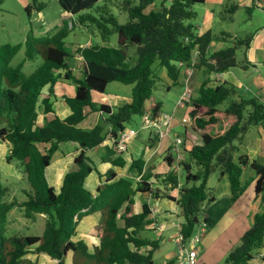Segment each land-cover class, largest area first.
Returning a JSON list of instances; mask_svg holds the SVG:
<instances>
[{"label":"trees","instance_id":"16d2710c","mask_svg":"<svg viewBox=\"0 0 264 264\" xmlns=\"http://www.w3.org/2000/svg\"><path fill=\"white\" fill-rule=\"evenodd\" d=\"M99 1L103 4L94 7ZM156 1H120L119 9L127 14L122 24L108 7L111 0H58L65 12L75 15L71 28L74 23L95 28L102 42L77 47L74 55L69 53L64 40L69 31L66 21L50 34L37 36L29 32L23 42L0 44V140L8 144L6 162L15 163L28 184L22 188L25 198L9 199V188L0 175V264H36L35 260L25 257L29 251L43 252L56 259L55 264H152L160 242L142 232L151 226L150 204L144 200L140 209L133 211L134 194L141 191L154 197L165 195L175 199L174 196L152 186L148 180L150 174H142L140 158L130 164L131 170L141 174L136 184L130 176L114 178L115 172L108 169L104 181L94 192L90 191L85 179L95 166L87 151L110 138L112 142L104 149L101 159L123 166L117 139L133 116L140 117L148 110L147 101L159 79L158 69L165 68L173 82L178 81L179 63L190 65L194 49L197 57L193 68L203 67L204 77L191 97L189 120L183 125L180 147L188 159L180 160L178 165L185 172L184 180H180L176 170H169L163 176L167 188L178 189L176 201L183 216L179 230L181 241H188L201 219L208 226L214 222L212 217L201 216L205 202L214 197L206 185L212 172L227 175L231 203L247 186L242 174L249 165L255 171V193L262 195L264 165L250 160L246 154L237 157L235 154L249 129L264 123V102L258 96H243L231 82L211 77L236 66V48L248 49L253 35L211 51L209 45L213 40L225 41L231 35L213 34L210 30L198 34L194 25L185 22L196 15L191 6L205 0H171L168 5L161 0L159 10L149 9ZM262 2L259 6L256 0H251L246 10L251 12L255 7L264 10ZM44 7V2L30 0L24 9L30 15L32 10L40 11ZM237 7L232 2L224 10L230 15ZM91 9L95 12H89ZM114 33L116 44H110L109 37ZM22 46L24 60L10 65ZM130 47L136 54L134 64H130L128 56ZM38 55L42 63L30 75H24L23 62ZM60 78L74 85V95L63 97L70 109L65 118L55 114L50 99ZM112 81L132 85L130 102L113 107L92 100V90L104 92ZM46 86L47 96L40 99ZM234 94L237 98H231L225 108L218 107ZM40 104L45 117L41 123L38 122ZM160 109L161 102L157 100L149 108L153 116L160 114ZM94 111H100L103 117L89 129L79 126ZM155 136V140L159 139ZM64 145H73L78 153L56 189L49 183L46 169L56 152L65 151ZM164 159L170 165L173 156L166 154ZM192 163L200 167L199 172L191 171ZM190 180H200V183L188 185ZM13 207H18L26 217L42 213V231L11 230L7 223L8 212ZM95 211L100 212V218L91 233L97 241L90 248L84 239H74L73 235L79 219ZM261 247H264V210L252 214L250 226L227 252L224 261L248 264Z\"/></svg>","mask_w":264,"mask_h":264},{"label":"crops","instance_id":"0c3cea01","mask_svg":"<svg viewBox=\"0 0 264 264\" xmlns=\"http://www.w3.org/2000/svg\"><path fill=\"white\" fill-rule=\"evenodd\" d=\"M251 2V0H247ZM30 3V0H0V44L3 43H13V40L6 41L4 36H12L16 35L18 39L17 42H23L29 32L37 35L35 30L33 31V20L34 16L40 15L42 16L43 22L39 24V27L45 26L47 24L44 16L42 15L43 10L36 11L32 10L30 15H28L25 11V6ZM204 4L208 3V0L203 2ZM67 13V12H66ZM69 15H72L68 13ZM212 20V15L207 13V19L204 20V25L199 27L198 26V34H201L207 30L208 23ZM64 21H59V25L64 23ZM62 25V24H61ZM57 26V25H56ZM9 28V29H8ZM10 29L14 30V33H5L6 31H10ZM40 28H38V31ZM39 36V35H37ZM13 39V38H9ZM256 40L252 39L250 46L248 47L247 57L248 61L253 65L264 64V45L263 42L259 47V53L254 56H250L251 53V46L254 45ZM86 43V46L91 44ZM212 42L209 45V49H211ZM255 46V45H254ZM80 47V46H78ZM77 48V47H76ZM75 48V50H76ZM214 50V49H213ZM189 65H182L180 67V73L178 76V82L180 84L188 85L191 88L192 95L197 92L200 83L203 79V71L204 68H192L191 74L188 75L186 73L187 67ZM76 65L73 66V70L75 71ZM190 68V66H189ZM165 70V68H163ZM163 72H166L163 71ZM228 75V80L231 81L233 84H242L240 82L239 77L232 71L227 70L222 73L212 74L211 77L214 78L216 81H222L223 76ZM226 80V79H225ZM226 80V81H228ZM105 91V90H104ZM48 90L47 86L44 87L43 93L40 99L43 96H47ZM98 93L102 96L101 103H106L111 106L113 105H121L126 102H123L117 97H110L106 93L100 91H91L92 100H94V95ZM260 92H258L259 94ZM181 92L179 93V95ZM74 95V85L65 79L60 78L54 85V93L50 96L52 100L53 109L55 114L59 118H65L69 113L70 109L67 104L64 102V96H73ZM99 102V103H100ZM156 100L152 99V102L149 105H153ZM41 105V104H40ZM176 106V104H175ZM179 109H184L185 107L176 106ZM189 108L188 111L191 109V104H187L186 106ZM172 128L177 125L181 124V119L186 117L185 115H181L180 118L176 115V111L173 110L172 114ZM102 113L100 111L89 112L87 116L79 123L84 129H89L94 126L96 122L100 118H102ZM44 113L42 112V105L39 108V115H38V122L41 123L44 120ZM183 126V124H182ZM259 128L256 131L255 139L252 143H249L250 146H245V140H243L244 150H238L235 154V157L239 156L240 154H246L250 160H255L258 163L264 165V123L258 126ZM154 132L145 131L144 134L139 135L137 139H134L127 143L126 151L121 153V156L124 159V165H112L108 161L101 160L102 154L105 152V148L111 144L109 139H105L99 146L90 149L91 153H95V159L92 158L93 163L94 160L98 161V165H95V170H93L90 174L86 176L85 179V186L90 191L94 192L96 187L102 183L105 179V173L108 169H112L115 172V177L125 175L130 176L136 184L137 177L141 174H137L136 171L130 169V164L134 159L140 158L143 162V171L142 174H150L148 176V180L151 182L153 187H159L169 192L175 199L169 198L165 195L161 197H154L150 193L137 191L134 194V202L132 204L133 211H138L140 209V204L142 201L146 200L150 204V218L152 220L150 229L154 230L158 234L156 235L159 239L162 235L165 234L167 236V241L170 243H174L177 246L178 252H175L174 249L167 248L164 253L162 254V261L165 260L167 263L162 262L163 264H186L185 256L187 254L186 246L184 249H181V246L185 245L182 241L179 242V230L183 219L179 220L178 217L182 216L180 213V207L176 201L177 197V187L167 188L165 181L163 180V176L169 170L175 171V169H179L178 165L176 164L173 167V163L175 162V156H173V161L170 165L167 164L166 160L164 159L166 154H173V139L166 135L165 137L159 138L157 140ZM240 146V145H239ZM7 146L5 145V149ZM65 151L59 152V155H62V158L56 161V165L54 167L55 171L53 174L49 176V170L46 169V176L48 181L59 188L61 184L63 174L67 172L72 166V160L75 155H77L78 150L73 148V145L70 147L64 145ZM179 152L182 153L183 159L187 160L188 155L184 152L180 145L178 146ZM89 151L87 154L89 155ZM5 157V156H4ZM50 167V166H49ZM49 167H47L49 169ZM178 167V168H177ZM178 172V170H177ZM62 173V174H61ZM56 174V175H55ZM101 174V175H99ZM155 174H162L156 176ZM254 176L255 171L249 166L246 165L243 170V179L246 177L251 180L248 185L246 186L243 193L233 202L230 203L229 199V180L226 174L219 175L216 185L214 187L213 199L205 204L204 209L210 208L212 214H210L207 210H205L204 215L208 217L214 218V222L211 226L206 227V230L200 236V239L197 243H195L197 248V256L196 261L194 264H219L221 261L224 260L225 255L227 252L239 242V239L242 233L250 226L251 216L255 212L253 210V202L252 200L261 195V193H255L254 189ZM59 179H58V178ZM135 178V179H133ZM141 178V177H140ZM56 184V185H55ZM210 190V189H209ZM252 202V204H251ZM251 205V206H250ZM99 212V211H98ZM92 215H86L87 222L84 227H90L93 223L97 222L100 218L96 211L91 213ZM83 221V219H82ZM83 227V228H84ZM84 228V229H85ZM93 229V228H92ZM83 230V229H81ZM89 233L83 232L81 236L77 238H82L87 242ZM90 239L93 235L89 234ZM76 238V239H77ZM94 240V238H92ZM96 242V241H95ZM161 243H159V246ZM190 244V243H189ZM172 245V244H171ZM93 243L91 244V247ZM158 246V248H159ZM191 246V244L189 245ZM90 247V245H89ZM90 247V248H91ZM157 248V249H158ZM259 254L254 256L252 259L249 260V264H264V247L258 249ZM154 262H152L153 264Z\"/></svg>","mask_w":264,"mask_h":264},{"label":"rangeland","instance_id":"374dc122","mask_svg":"<svg viewBox=\"0 0 264 264\" xmlns=\"http://www.w3.org/2000/svg\"><path fill=\"white\" fill-rule=\"evenodd\" d=\"M40 2L45 3V7L43 8V16L47 22L45 26L39 27V24L43 22L42 16L40 15H35L34 20L32 22L33 24V31L35 30L37 35L42 36V35H47L56 30L59 25V21L66 20V23L69 27L68 34L64 38L66 42V47L69 51L70 54H73L75 52V48L78 46H86V43H97V44H102L100 37L98 35V32L95 28H86L82 27L79 25H76L74 23V27L71 28L70 22L75 19V15H69L66 13L59 5L58 0H38ZM122 0H111V3L108 4V7L110 8L111 12L116 15L118 22L119 23H125L127 14L126 12L122 11L119 9V2ZM161 0H157L154 2L152 5H150L148 8L152 10H159L160 7V2ZM165 5H168L171 0H164ZM236 3L238 4L237 9L229 15V13H226L224 8L225 5L228 3ZM247 0H208L207 4L204 3H195L191 6V9L195 11L196 15L194 18L185 20L186 23H190L194 25L196 28V32L198 33V26L201 27L204 25V20L207 19V13H210L212 15V20L208 23V28L213 34H220L221 32H227L231 35L230 38H227V40L222 41L221 39L213 40L212 46H211V51L217 48H220L222 46H229L231 45V42L235 39L241 38L245 39L249 35H253L254 39L256 42L254 45L251 46V53L250 56L257 55L259 53V47L261 43L263 42L264 45V10H262L260 7L253 8L251 12H248L246 10V6H249L251 3H247ZM103 2L99 1L96 3L94 7L101 6ZM256 4L259 6L263 5L262 0H256ZM147 8V10H148ZM89 12L94 13V10H89ZM57 25V26H56ZM38 28L40 30L38 31ZM9 29V28H8ZM5 33H14V30L10 29V31H6ZM6 41L13 40L14 42H17L16 35L12 36H4ZM13 38V39H9ZM233 40V41H232ZM109 43L110 44H116V34H112L109 37ZM247 51L244 46H239L236 48L235 52V58L238 62V64L229 70L234 72L238 77L240 82L242 84H234L236 89L239 91L240 94L243 96H258L264 102V64H258L253 66L249 61L247 57ZM74 55V54H73ZM128 56L130 57L131 63L134 64L136 60V54L134 51L133 47H130L128 49ZM197 57V53L195 49L192 52V58ZM22 60H24V47L22 46L19 51L13 56V58L10 61V65L15 66L18 63H20ZM42 63V58L41 56H36L33 60H25L22 65V72L24 75L28 76L30 75L37 66H39ZM190 70L189 66L187 67V71ZM163 68L158 69V82L156 86L154 87L152 91V95L150 99L147 101V108H149L152 105H149L152 102V99L160 101L161 102V109H160V114H169L171 115L173 110L176 111V115L180 118L181 115L187 116V108L185 106L184 109H179L177 106V101H178V96L179 93L182 92L186 87L191 90V88L188 85L180 84L179 82L181 81H176L173 82V80L166 74V72ZM186 71V73H187ZM223 79L228 80V75H224ZM223 81V80H222ZM228 82H231L228 80ZM233 84V83H232ZM131 90H132V85L131 84H122L117 81H112L109 82L106 87L105 91L103 93H106L110 97H117L123 102H130L131 101ZM258 92H260L258 94ZM196 93V92H195ZM102 96L98 93L94 95V100L95 102L99 103L101 101ZM231 98H237V96L234 94L228 99H226L222 104H220L218 107L219 108H225L226 105L229 103V100ZM101 103V102H100ZM176 104V106H175ZM191 104V103H188ZM115 107V105H113ZM184 126L182 124H177L173 128H171L170 132L168 133V136L171 138H174L175 136H178L182 138L184 136ZM126 129H133L137 131V134L134 135L130 140L129 144L131 141L134 139H137L139 135L144 134L145 131H151L152 128H141V116H133V119L130 123L126 124ZM259 127L258 126H252L249 131L245 134L244 140L245 146H250L249 143H252L255 139L256 131ZM5 145L8 148V144L4 141L0 140V175H1V180L2 182L8 186L9 188V195L8 198L15 197L17 199H23L25 198V194L22 191V188L28 187V184L26 183L25 180V175L21 171L19 167L15 163H7L5 160V155L7 153V148L5 149ZM62 147V145H61ZM241 147V148H240ZM239 151L244 150V144L242 143L239 146ZM89 151V150H88ZM87 151V152H88ZM91 151V150H90ZM89 151V156H91L93 159H95L96 155L95 153H91ZM59 151L56 152L53 157H52V162L48 166L49 169V176L54 173L56 161L59 160V158H62V155H59ZM172 155L176 156L175 153ZM101 159V158H100ZM102 160V159H101ZM94 164L98 165V161L94 160ZM176 161L173 163V167L176 166ZM192 172H199L200 167L196 166L194 163H192L191 167ZM62 174V173H61ZM184 174L185 172L181 169V166L178 169V175L180 180H184ZM56 175V174H55ZM219 172L214 171L212 172L207 181L206 185L210 189L211 193H214V187L216 185L217 179L219 177ZM58 178V177H57ZM59 179V178H58ZM135 179V178H133ZM138 179V177H137ZM242 180L246 181L248 183L251 181L249 180L248 177L246 179H243V174H242ZM50 183V182H49ZM200 180L196 181H189L187 184L188 185H193V184H199ZM56 185V184H55ZM57 189V187H56ZM253 202V210L256 211H262L264 210V190L262 192V195H259L255 199L252 200ZM251 202V204H252ZM207 204V201L205 202ZM251 206V205H250ZM208 212L212 214L210 208L208 207L207 209L205 208L203 212ZM96 214L100 217V212L96 211ZM92 215V214H88ZM204 215V213L201 214V216ZM8 217L10 218V221L7 223V226L10 224V229L15 230V229H24L25 232H30V233H40L43 229V224H44V215L42 213H37L34 217H26L23 215L22 211L18 207H13L9 212H8ZM87 216H83L81 219H79L77 225H76V233L73 235V238L76 239L78 236H81L83 232L91 233L92 228L94 227L95 224H97L99 221L93 223L90 227H84V225L87 222H84L87 220ZM83 219V221H82ZM179 220L183 219V216L178 217ZM99 220V219H98ZM85 229H84V228ZM209 227V226H207ZM83 229V230H81ZM199 231V226H196L195 231ZM145 235L148 237L155 238L157 237L156 233L154 230L147 229L142 231ZM201 235L203 232L199 231ZM87 242L89 243L90 247L92 243H95L97 241V237L93 235L92 238L89 237ZM200 235V236H201ZM160 238V245L158 249L155 250L154 255H153V264H163L167 263V261L163 260L162 261V254L167 248L174 249L175 252H178L177 246L174 243H170L167 241V236L162 235ZM172 244V245H171ZM189 243H186L185 246L186 248H189ZM257 255V254H256ZM255 255V256H256ZM26 258L33 259L35 260L36 264H55L56 259L51 258L49 255L41 252V253H36L34 251H29L26 253ZM69 263V258L67 259ZM162 261V262H161ZM219 264H229L226 261H221ZM249 264V263H248Z\"/></svg>","mask_w":264,"mask_h":264},{"label":"built area","instance_id":"2783aa9c","mask_svg":"<svg viewBox=\"0 0 264 264\" xmlns=\"http://www.w3.org/2000/svg\"><path fill=\"white\" fill-rule=\"evenodd\" d=\"M196 53H197V49H195ZM196 62V57L192 58L191 64L190 66V70L187 71V74L190 75L191 74V69L193 68L194 63ZM180 66L184 65L183 63H179ZM191 96H192V91L189 88H185L181 94L178 96V101H177V106L179 107H185L187 106L188 103H190L191 101ZM189 120L188 117H183L181 119V124H186L187 121ZM152 128V131L154 132V135H157L159 138L165 137L166 135H168V133L170 132L171 128H172V116L169 114H158L156 116H153L152 113L150 112V110H147L143 113V115H141V128ZM137 134V131L133 130V129H124L118 139H117V149L120 152H123L126 150L127 147V143L129 142V140ZM182 139L178 136H175L173 139V146L174 149L173 151L175 152V161L177 162V164L179 163L180 160L183 159L182 157V153L179 152L178 150V146L181 144ZM178 168V167H177ZM178 170V169H176ZM206 221L203 220L201 222V224L199 225V231L203 232L206 228ZM199 231H194L192 233V235L190 236L188 243L191 244V246H189V248L187 249V254L185 256V262L186 264H194L196 261V256H197V248L195 243H197L200 239V235L201 233H199ZM182 238V234L179 233L178 236V240L179 242L181 241ZM185 246H181V249H184Z\"/></svg>","mask_w":264,"mask_h":264},{"label":"clouds","instance_id":"9594fccd","mask_svg":"<svg viewBox=\"0 0 264 264\" xmlns=\"http://www.w3.org/2000/svg\"><path fill=\"white\" fill-rule=\"evenodd\" d=\"M180 67H181V66H180ZM191 97H192V96H191ZM190 103H191V101H190ZM165 114H166V113H165ZM124 129H125V128H124ZM107 139H109L110 142H112V140H111L110 138H107ZM181 139H182V138H181ZM126 148H127V147H126ZM125 151H126V150H125ZM119 152H120V151H119ZM123 152H124V151H123ZM123 152H121V153H123ZM174 161H175V159H174ZM176 163H177V162H176ZM177 165H178V164H177ZM178 167H179V165H178ZM175 170H176V169H175ZM176 171H177V170H176ZM140 177H141V176L139 175V176H138V180H140ZM179 207H180V206H179ZM180 210H181V208H180ZM203 220H205V219H201V220H200V223H199L197 226H199ZM205 221H206V220H205ZM206 223H207V221H206ZM207 226H208V225H206V227H207ZM205 230H206V228H205ZM205 230H204V231H205ZM194 231H195V230H194ZM204 231H203V232H204ZM179 233H180V231H179ZM181 239H182V238H181ZM188 240H189V239H188ZM187 242H188V241H187ZM184 246H185V245H184Z\"/></svg>","mask_w":264,"mask_h":264}]
</instances>
